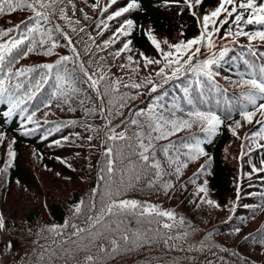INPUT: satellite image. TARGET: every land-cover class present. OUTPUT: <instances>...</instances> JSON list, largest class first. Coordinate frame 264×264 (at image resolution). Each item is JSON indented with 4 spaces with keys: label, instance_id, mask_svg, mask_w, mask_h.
I'll use <instances>...</instances> for the list:
<instances>
[{
    "label": "trees",
    "instance_id": "16d2710c",
    "mask_svg": "<svg viewBox=\"0 0 264 264\" xmlns=\"http://www.w3.org/2000/svg\"><path fill=\"white\" fill-rule=\"evenodd\" d=\"M138 2L140 9L106 21L107 30L97 25L114 10L124 7L128 0H118L108 13L101 10L109 0H64L55 10L45 9L51 22L44 27H59V31L52 32L58 46L53 55H45L44 48L37 46L14 65V69L37 67V72L43 74L46 70L39 65L55 64L60 56H73L71 46L60 36L62 31L71 37L79 52V57H74L75 66L83 62L89 75L96 74L94 78L101 75L102 68L107 80L98 86L103 103L82 72L75 73L77 91L69 103L59 95L53 97L56 91L53 85L57 81L50 80L28 103L29 112L39 109L34 119L40 124L28 134L25 127L36 129V125L26 124L25 113L5 116L8 105L0 104V213L5 221L4 229L0 230V264H88L89 255L98 264H264L261 243L264 240V172L252 170L253 165L264 168V148L257 146L264 144V134L254 135L264 127L256 123L259 119L264 121V116L257 112L252 124L242 119L239 112L245 107L243 94L248 88L238 86L240 80L250 78L253 71L264 66V42L249 41L244 36L224 41L213 37L217 48L225 44L230 49L213 66L214 79L185 70L178 78L165 82L155 74L163 63L146 66L141 56L143 53L144 57L163 61L162 52L152 44L149 33L160 42L163 52L172 50L170 46L180 41L198 38L203 30L204 14L213 11L219 0H202L195 6V15L184 0L175 4L165 0ZM60 8L69 19L63 18ZM31 15L27 9L0 13V30L20 24ZM125 18L133 19L137 25L131 35L117 36L116 43L100 51L97 46L103 48V42L112 38ZM242 27L250 33L264 30V25L259 24ZM229 28L235 30L231 21L221 28L220 34ZM8 38L2 37L0 42ZM127 39L132 40L131 51L115 57L113 53ZM213 51L218 57L217 49ZM128 55L133 57V62L127 60ZM206 58L210 54L201 47L193 64ZM66 66L74 67L71 62ZM58 71L59 68L55 69L54 74ZM3 76L0 73V79ZM32 78H37V74L31 73L27 79L21 77L20 81L29 86ZM149 78L158 86L155 92H151L152 85L145 83ZM117 80L119 90L113 91ZM133 83L143 86L135 89L130 87ZM121 98L123 108L119 106ZM48 99H52V104L46 108L42 102ZM262 102L258 99V103ZM70 107L75 110L69 111ZM149 108L162 113L165 119H169V113H174L171 118L187 119L190 111H212L221 116L223 123L211 136V143L207 142L208 134L202 133L198 126L154 140L149 155L150 161L160 163L157 170L146 167L139 156L137 134L145 129L130 123L137 118L135 112L140 109L147 112ZM138 119L143 121L144 117ZM236 120H241L242 126L233 135L229 126L235 127ZM56 127L60 131H55ZM109 127L116 133H124L127 139L109 141ZM164 131H170V127L165 126ZM90 135L91 141L87 139ZM246 135L253 138L245 139ZM64 136L69 140L60 145L53 143ZM195 139L202 141L201 147L212 157L206 174L199 176L197 173L206 158L191 160L183 147ZM106 147L113 148L111 174L107 172ZM10 152L15 155L10 156ZM185 163L187 167H183ZM176 167L181 168L179 174L175 172ZM157 171L161 173L159 177L155 175ZM205 179L207 192L199 193ZM166 183L172 187L166 188ZM206 199L219 207L205 203ZM114 200H136L140 207L127 212L114 209V214H105L101 223L92 228L87 218L99 216ZM80 201L84 203L77 214L75 206ZM148 205L156 206L155 210L141 215ZM164 211L173 212L175 218L159 215ZM165 223L174 227L166 229ZM65 224L68 226L63 227ZM72 225L89 231L80 237L73 236ZM53 226H60L62 235L48 230ZM123 235H128L129 240H122ZM112 240L121 244L119 252H112ZM9 241L13 243L11 252L4 250Z\"/></svg>",
    "mask_w": 264,
    "mask_h": 264
},
{
    "label": "snow or ice",
    "instance_id": "6c2138e0",
    "mask_svg": "<svg viewBox=\"0 0 264 264\" xmlns=\"http://www.w3.org/2000/svg\"><path fill=\"white\" fill-rule=\"evenodd\" d=\"M64 0H0V13H14L18 10L27 9L31 11L32 15L28 16L25 21H21L20 24H16L13 27L8 28L7 30H0V38L9 37L7 40H3L0 42V73H4L2 79H0V104L8 105L5 116H13L19 113H25L23 119L27 123L35 124L36 129H29L25 127V134H28L30 131L37 130L40 127L39 121H36L34 117L37 114L39 109L29 112L28 111V103L34 100L39 92H41L45 85L49 83L50 80L55 79L57 84L53 85L56 91L53 93V97L59 95L63 97L65 103H69L72 95H74L77 89L74 87L75 83V73L77 71L82 72L84 76L87 77V80L90 82V87H93L98 93V99L103 103L104 97L99 95V85L101 81H106L107 77L103 74V69L101 68V75L98 78H94L96 76L95 73L89 75L87 70L83 67V62H80L78 67L76 59L74 57H79V52L75 48L72 43L71 37H68L66 33L60 31V36H62L67 46H71L73 56H60V58L55 62V64L46 63L39 65L40 69L46 70L43 74L37 72V67H20L15 68L14 65L19 62L20 59L27 57L30 53L34 52L39 46L40 48H44L45 55H53V50L58 46L57 40L52 37V32L59 31L58 25H53L51 29L45 28V23H50L49 13L45 11V9H53L55 10L60 4H63ZM70 2V0H69ZM118 0H109V3L106 4L102 8L103 13H108L109 8L113 5H116ZM166 3L175 4L178 3L179 0H165ZM184 3L187 4L188 8L192 10V14L195 15V6H198L202 3V0H184ZM94 7L99 8L98 4H94ZM141 4L138 0H128V3L124 7H119L114 10L111 14L106 16V19H102L100 24L97 27H102L104 30H107L108 23L106 21H113L119 17H123L125 13H129L132 10L140 9ZM60 14L64 19H69L67 14L64 12L63 8H60ZM223 17V19H221ZM87 18V17H85ZM231 21L235 25V30L229 28L227 32L223 35L220 34L221 28L228 24ZM219 22V23H217ZM203 30L201 35L198 38L190 39L187 42L180 41L176 44L170 46L172 50L163 52L161 49V44L155 38L154 35L149 33L151 38V42L157 49H160L163 55V61L161 60H153L148 57H144L143 53L141 56L145 60V65L150 64H161L163 66L159 68V70L155 73L156 76L162 78L165 82L170 79L178 78L180 75L184 73L185 70L192 71L197 74H203L206 77H210L214 79L213 66L218 63L219 60H222L229 52V48L225 44H221L219 48H217V42L213 39V37H217L219 40L224 41L228 38H235L244 36L247 37L249 41L259 40L264 42V30L248 32L245 31L242 25H252L259 24L264 25V0H219L218 5L215 7L213 11L210 13L204 14L202 18ZM23 25V27H22ZM137 27L135 21L133 19L125 18L123 23L115 30L112 38L105 40L103 42V48L99 45L97 46L100 51H103L104 48L111 46L116 43L117 36L128 37L131 35L132 31ZM81 32L84 31L83 28L80 29ZM16 33L15 35H12ZM99 34H103L102 32ZM93 42L94 38L89 36ZM231 42H234L231 41ZM50 43V47L45 48V45ZM122 47L118 49L113 55L115 57L121 56L125 52H130V45L132 44L131 39H127L121 41ZM165 43H167L165 41ZM87 47V46H86ZM201 47H205L210 54V58H206L202 61H198L193 64V60L197 58L201 52ZM251 48L252 45L249 44ZM213 49H217L218 57L216 52ZM174 50V51H173ZM187 57L186 59L184 57ZM102 59V58H101ZM127 60L129 62H133V57L131 55L127 56ZM68 62H71L74 67L69 69L66 65ZM124 65H122L123 67ZM59 68L60 71L55 72L54 70ZM36 73L37 78H32L30 85L26 86L24 83L20 81L21 77L29 78V74ZM148 85H152L151 92H155L157 90V85L153 83V81L149 78L145 82ZM120 86V81H115V86L112 88L113 91H118ZM125 87H129V85H124ZM143 85L139 83H133L130 87L139 89ZM238 86L247 87L248 91L243 95L246 100V104L243 110L239 112V115L242 119L248 124L253 123V119L255 114L258 112L262 116H264V102L258 103L259 100H264V66L258 71H253L250 78L242 79L238 82ZM23 90V91H22ZM107 92L108 89L106 88ZM185 92L188 91L187 88L184 89ZM44 107H50L52 104V99H48L42 102ZM83 103V101H81ZM111 104L112 101L110 100ZM189 103H192L189 100ZM248 105L251 106L249 109ZM123 108L125 105L122 102L119 105ZM59 107V105H57ZM158 107H162L158 105ZM75 109L69 108V111H74ZM104 109L101 108L100 112L103 115ZM119 114V113H118ZM134 118L130 121L132 125H139L145 129L144 132L137 134L138 146L141 149L139 152V156L141 161L144 163L146 167H150L153 169H160V163L158 161H150V150L152 148V142L154 140H158L161 138H167L169 135H173L176 132L182 131L185 128L191 129L193 126H198L202 133L208 134V143H211V136L216 134L217 129L223 123L221 116L216 112L212 111H190L187 113V119H177L171 118L174 116V113H169V119H165L163 114H157L152 108H149L147 112L144 109H140L134 113ZM139 117H144V120L141 121L138 119ZM47 122V121H46ZM69 123H75L74 121H70ZM108 125H111V121H107ZM257 124L264 125V121L257 120ZM169 126L170 131H164V127ZM242 126L241 120L235 121V127L229 126L233 135H236V129ZM91 128V126H88ZM55 131H60L59 127L55 128ZM109 132L111 133L108 136L109 141L116 140H126V136L124 133H116L114 128L109 127ZM160 133L158 135L153 136L152 133ZM52 133L49 132V135ZM264 134V127L261 128L260 131H257L255 136H262ZM76 135H79L78 133ZM46 138V137H45ZM253 136H247L245 139H252ZM264 138V137H262ZM89 141L93 139L90 135L87 137ZM69 137L64 136L60 140H54L53 143L55 145H60L62 141H68ZM202 141L200 139H195L193 143H187L183 145L185 149H187V153L191 160H195L201 156L206 158L205 164L201 166L200 171L197 173V176L206 174V171L209 169L210 163L212 161V157L201 147ZM258 147L264 148V144H258ZM165 151H167L165 149ZM180 150L177 149V154L179 155ZM113 148L106 147L105 156L108 157L107 160V172L111 174L114 170V160L112 159ZM10 156H14V152L9 153ZM71 167V165H68ZM187 163L183 165V167H187ZM253 172H264V168H256L254 165L252 166ZM181 171L180 167H176L175 172L179 174ZM157 177L161 175L159 171L155 173ZM250 175V174H249ZM139 175L136 176V179H139ZM103 180L104 177H101ZM194 182V181H193ZM150 183H154L150 182ZM207 184L208 181L205 179L204 186L199 188V193L207 192ZM166 188L172 187L170 183L165 184ZM95 191V190H94ZM237 198H239V191H237ZM205 203L209 205H213L215 207H219L218 204H215L214 201L210 199L204 200ZM83 201H80L75 206V213L79 214L81 212V205H83ZM95 207V205H93ZM140 207V202L136 200H120L116 202L112 201L105 209L100 211L99 216L92 217L89 216L87 219L91 221V227L95 228L96 225L100 224L103 220L105 214L112 215L114 214V209L122 212L134 211ZM156 206L148 205L147 208L141 211V215L144 214L145 211L151 212L154 211ZM164 217H168L169 219H174L175 214L171 211H164L159 213ZM181 223L183 221L181 220ZM65 224L63 227H67ZM5 221L3 218V214L0 213V230L4 229ZM166 229H171L174 227L173 224L165 223L163 225ZM73 228V236L80 237L81 234L88 232L87 228L78 227L76 225H72ZM51 232H55L57 235H62V231L60 226H53L48 229ZM239 231V229H236ZM187 235V233H185ZM179 238V237H178ZM122 240L128 241L129 236L123 235L121 237ZM169 239H172L169 237ZM247 240L248 237H245ZM71 242V241H70ZM113 247L112 252L116 253L121 250V244L116 240L111 241ZM264 244V240L261 241ZM13 248V243L9 241L4 250L11 252ZM131 250V249H129ZM101 251H106L105 249H101ZM224 251H227L225 249ZM88 264H98V261L91 255L86 257Z\"/></svg>",
    "mask_w": 264,
    "mask_h": 264
}]
</instances>
